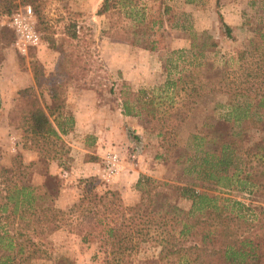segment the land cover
<instances>
[{"label":"trees","instance_id":"obj_1","mask_svg":"<svg viewBox=\"0 0 264 264\" xmlns=\"http://www.w3.org/2000/svg\"><path fill=\"white\" fill-rule=\"evenodd\" d=\"M214 6L224 35L230 37V27L217 10L218 0ZM4 11L8 13L9 8ZM170 12L166 0L149 4L101 0L95 11L108 13L105 33L122 40L128 34L147 32L161 36ZM75 27L65 24L61 42L69 46L66 61L72 65L71 73L81 75L88 51L71 49L76 45L72 41L78 39ZM47 28L51 31L39 22L40 30ZM190 38L193 44L198 37L193 32ZM49 40L52 45L53 39ZM160 44V38H151L144 48L155 50ZM216 45L206 36L198 44V53ZM236 62L234 68H222L213 76L205 75L201 64L191 63L156 91L121 85V113L142 115L152 122L149 129L161 149L158 159L180 164L184 174H193L196 181L209 186L199 184L197 191L192 185H171L140 175L135 183L138 198L131 205L116 190L97 191L88 178L82 180L80 193L70 205L57 207L59 178L47 170L50 161L62 158L58 166L64 165L68 146L60 135L71 129L72 117L55 92L49 95L50 103L40 95L30 98L18 92L10 122L22 134V148L36 152L38 159L25 164L16 153L9 168H0V264H31L45 253L46 238L63 227L82 243L95 242L94 255L101 254V264H264V202L244 204L215 192L220 188L246 191L264 200V21L253 27L245 46L236 50ZM215 92L225 94L221 117L227 123L225 137L214 139L209 129L213 124L201 122L186 135L191 142L180 144L178 136L188 117ZM205 141L210 145L203 148ZM39 162L44 170L28 174ZM35 174L38 183L33 181ZM169 187L190 201L186 209L161 197L162 189Z\"/></svg>","mask_w":264,"mask_h":264},{"label":"rangeland","instance_id":"obj_2","mask_svg":"<svg viewBox=\"0 0 264 264\" xmlns=\"http://www.w3.org/2000/svg\"><path fill=\"white\" fill-rule=\"evenodd\" d=\"M142 1L146 4L152 2V0ZM100 2L101 0H11L10 2L0 0V91L8 92L7 86L13 72L19 71L15 75L18 74V78L23 76L25 78L22 82L23 87L10 93L8 100L2 103L0 101V127H2L0 128V168H9L11 163L10 151L2 148L9 145L7 140L10 129L6 124L11 123L14 98L18 92L30 98L40 95L47 103L51 102L50 93L55 92L59 100L63 101L64 111L69 113L75 106V103H70L69 98L90 91L98 100L97 105L112 109L120 103L119 91L123 88L121 87L123 83L130 90L143 88L156 91V87L161 86L167 78H175L178 73L188 69L191 63L201 64L203 73L207 76L217 74L222 68H234L237 65L236 50L245 46L252 36L253 27L264 21V0H218L217 10L223 22L230 27V37H227L218 20L214 0L191 2L166 0L171 7V19L163 23L160 29L161 36L150 35V32H147L133 37L132 34H128L126 39L122 40L120 37H115L113 33H105L109 24V15L95 13ZM23 4L30 5L35 18V28L41 33L42 39L36 48L28 49L24 55L16 51L11 30L6 25L8 16ZM6 7L9 8L8 13L4 11ZM39 22L45 23L52 32L48 28L40 30ZM69 22L74 23L78 31L77 41H72L76 45L71 49L88 51L84 56L86 69L81 75L71 73L72 65L66 61L69 46L61 42L65 35V24ZM193 32L198 38L192 44L190 34ZM206 36L216 40L217 45L211 50H202L199 54L198 44ZM49 38L53 39L52 45ZM151 38H160L161 47L155 50L144 48V44ZM130 39H135L136 42L131 44L128 41ZM62 54H65V59L60 60L63 57ZM28 74L30 78L32 77L31 84H27ZM224 101L225 94L221 92L212 93L204 101H200L199 111L191 113L180 131L179 143L182 144L184 141L186 144L190 143V137L186 135L195 131L201 122L213 124L209 129L210 136L214 139L225 137L227 123L221 119ZM215 103L217 105L213 109ZM143 119L146 127L152 124L145 117ZM20 135L22 139V134ZM146 136H148V147L156 148L154 136L153 138L149 134ZM185 138L187 140H184ZM205 142L203 148L210 145V141ZM115 145L116 143L110 142L107 145L108 150H114L119 155ZM157 150L159 154L160 147ZM123 151L120 150V152ZM145 154L148 155L147 159H144L148 170L154 167L155 163L162 165L159 170L160 180H167L171 185H192L197 191L200 189L199 184L209 187L205 182L196 181L193 174H184L180 164L164 163L158 158L155 161L150 159L153 154L151 147L145 149ZM67 158L68 156L65 155V160ZM44 167V164L39 162L28 170V174H32L33 171L38 173L44 170ZM69 167L70 163H66L62 168ZM36 177H38L37 174L34 175L33 180ZM58 178V191L63 188L69 191L67 186L71 187L72 202L79 195L84 179H93V185L97 191L109 189L108 182L97 176H74L69 183H66L64 176L60 175ZM134 190L138 196L135 187ZM215 192H220L221 195L234 198L244 204H263L264 202L263 199L246 191H228L220 188ZM161 197L185 209L190 204L188 199L180 198L178 192L171 187L162 189ZM44 249L45 253L32 260L31 264H65L67 261L69 264H101V254L94 255L96 243H82L75 234L68 232L64 227L46 238Z\"/></svg>","mask_w":264,"mask_h":264},{"label":"crops","instance_id":"obj_3","mask_svg":"<svg viewBox=\"0 0 264 264\" xmlns=\"http://www.w3.org/2000/svg\"><path fill=\"white\" fill-rule=\"evenodd\" d=\"M19 72V71H17ZM13 72L8 82V92L3 93L0 91L1 103L8 100L10 93L15 92L17 88L23 87V77L18 78V74ZM27 84H31V78L28 74ZM22 80V81H21ZM12 98L10 100V103ZM70 103H75L72 111L67 113L72 117V126L65 134L60 135V140L65 142L68 146L67 160H63L64 164L70 163L68 169H64L58 164L61 160L50 161L48 164V173L52 175L66 177V183L71 182L75 177L82 176H97L101 177V158L110 142L116 143L115 148L118 149L120 167L117 174L108 181L107 186L109 189L116 190L120 194L122 201L131 205L137 201V194L134 190L135 183L142 173L152 175L160 179L161 164H156L148 170V166L144 163L148 155L145 154V149L150 148L153 151L150 159L156 160L158 147V139L155 134L145 125L142 115L126 116L121 113L120 105L114 108H108L104 105H97L98 100L90 91H85L76 97L69 98ZM6 124V123H5ZM10 130V136L7 140L9 142L6 151H10V158L19 153L22 162H34L38 159L36 152L31 149L22 148V139L20 131L15 128L11 123L6 124ZM2 128V127H0ZM149 134L151 138L156 139V148L147 145L146 136ZM153 142L152 139H150ZM152 145V144H150ZM129 147H132L129 149ZM143 148L140 150V148ZM120 150H124L120 152ZM126 152V153H125ZM34 182L38 183L39 180L35 178ZM69 191L60 189L54 201L57 207L62 208L72 202V189L67 186Z\"/></svg>","mask_w":264,"mask_h":264},{"label":"built area","instance_id":"obj_4","mask_svg":"<svg viewBox=\"0 0 264 264\" xmlns=\"http://www.w3.org/2000/svg\"><path fill=\"white\" fill-rule=\"evenodd\" d=\"M7 27L13 36V46L19 54L36 48L41 42V33L35 28L33 11L28 4L18 6L7 18ZM120 159L114 150H106L101 158V179L108 182L119 171Z\"/></svg>","mask_w":264,"mask_h":264}]
</instances>
